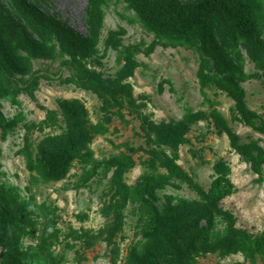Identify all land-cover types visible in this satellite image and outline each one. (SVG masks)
I'll return each instance as SVG.
<instances>
[{
    "label": "trees",
    "instance_id": "1",
    "mask_svg": "<svg viewBox=\"0 0 264 264\" xmlns=\"http://www.w3.org/2000/svg\"><path fill=\"white\" fill-rule=\"evenodd\" d=\"M126 1L138 20L153 34V39L143 49H139L137 44L124 46L119 52L120 68L113 77H105L84 62L95 54L104 0H87L90 18L86 35L79 34L67 23L26 0H8L15 15L0 9V93L14 101L18 92L16 75L30 71L29 60L32 58H51L57 47L60 54L67 57L62 64L71 70L63 82L95 93L105 113L102 122H108L110 117L107 114L111 109L134 107L132 88L125 81L139 65L134 54H149L158 44L187 45L197 48L202 56L200 82L223 90L231 98V118L257 131H264V121L248 107L240 84L245 75L236 49L241 43L261 68L264 63V42L261 40L263 0ZM33 83L36 85V79ZM57 105L64 129L42 137L34 154L28 147L22 151L32 182L64 178L73 161L91 163L93 151L90 143L95 134L105 131L102 123H90L88 111L79 99H61ZM45 118L47 124L52 123L56 111L47 109ZM205 118L212 121L219 133L226 135L230 148L249 164L258 178L262 177L264 150L254 140L242 141L216 109L189 111L177 120L159 123L143 116L141 128L147 146H166L172 151L171 155L155 147L146 151L151 169L154 171L158 166L167 174L145 173L134 186H130L122 179V174L133 164L130 155L107 159V169L113 167L110 178L113 193L101 208L107 222L97 233L86 235L87 245L99 238L111 245L113 264L118 253L114 237L122 229L128 201L135 199L138 202L137 233L146 242L141 249L130 246L124 264H162L167 255L172 257L174 264H195V257L199 254L216 253L225 257L237 252L242 253L244 261L233 264L264 263V228L253 234L235 226L232 213L220 205V200L235 189L228 177L227 164L221 160L214 164L215 175L205 190L175 161L176 149L187 142L190 126ZM13 126L14 121L6 120L0 111L2 136ZM172 178L185 183L198 199L158 205L156 189L169 184ZM6 189L8 187H0V264H61L50 250L57 237L56 228L48 229L45 225L34 246L21 248L20 236L32 226L30 206L17 198L4 197L2 193ZM43 215L48 218L47 213Z\"/></svg>",
    "mask_w": 264,
    "mask_h": 264
},
{
    "label": "rangeland",
    "instance_id": "2",
    "mask_svg": "<svg viewBox=\"0 0 264 264\" xmlns=\"http://www.w3.org/2000/svg\"><path fill=\"white\" fill-rule=\"evenodd\" d=\"M26 1L67 23L79 34H87L90 18L87 0ZM0 9L15 15L8 0H0ZM101 13L95 54L84 62L103 76L113 77L122 64L119 52L123 47L137 44L139 49H143L152 41L153 34L138 20L126 0H104ZM261 40L264 42V29ZM236 49L245 75L240 84L248 107L264 121V63L258 67L241 43ZM19 53L25 55L24 52ZM134 57L139 65L125 80L132 88L134 107L111 109L107 114L110 117L108 122H102L105 113L95 93L63 82L71 70L62 64L67 57L61 55L57 47L51 58H32L29 60L30 71L16 75L18 92L14 101L0 93V111L6 120L14 121V126L4 136L0 128V187H8L2 193L4 197L17 198L19 202L29 204L32 219L28 232L20 236L22 249L34 246L39 232L48 225V229L56 228L58 231L50 250L61 264H112L111 245L100 238L90 245L85 240L86 235L97 233L107 222L101 208L113 193L110 183L113 167L107 169L105 161L110 157L130 155L133 164L122 174V179L134 186L145 173L167 174L158 166L154 171L151 169L147 149L155 147L169 155L172 152L166 146H147L141 128L143 116L159 123L177 120L189 111L208 112L214 108L228 120L242 141L254 140L264 150V131L233 120L229 111L233 102L226 92L200 82L202 56L197 48L158 44L149 54L138 52ZM71 98H77L85 105L90 123H102L105 128L104 132L95 134L90 143L93 161L88 164L73 161L66 176L60 180L32 182L22 151L28 147L34 154L42 137L64 129L57 102ZM47 109L56 111L55 120L49 124L45 122ZM186 137L187 142L176 149V163L205 190L215 175L214 164L219 160L226 163L228 177L235 189L220 200L221 207L232 213L235 226L253 234L262 231L264 169L259 179L249 164L230 148L226 135L219 133L209 118L192 124ZM155 194L160 206L198 199L193 190L174 178L156 189ZM137 205L135 199L129 200L124 209L122 229L114 237L118 253L113 264H124L130 246L141 249L145 245V239L137 233ZM44 213H47L48 220ZM236 261H244L241 252L225 257L216 253L195 257V264H233ZM162 264H174L172 257L165 256Z\"/></svg>",
    "mask_w": 264,
    "mask_h": 264
}]
</instances>
